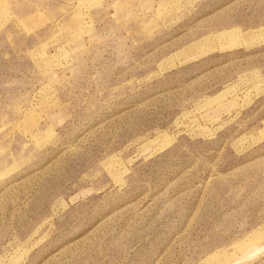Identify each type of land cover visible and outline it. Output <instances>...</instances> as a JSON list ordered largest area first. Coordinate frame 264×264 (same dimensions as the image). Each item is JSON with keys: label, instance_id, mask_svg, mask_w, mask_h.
Returning a JSON list of instances; mask_svg holds the SVG:
<instances>
[{"label": "rangeland", "instance_id": "374dc122", "mask_svg": "<svg viewBox=\"0 0 264 264\" xmlns=\"http://www.w3.org/2000/svg\"><path fill=\"white\" fill-rule=\"evenodd\" d=\"M0 264H264V0H0Z\"/></svg>", "mask_w": 264, "mask_h": 264}]
</instances>
